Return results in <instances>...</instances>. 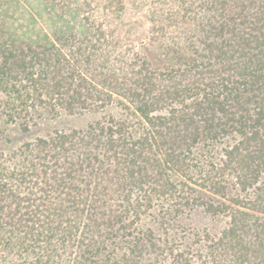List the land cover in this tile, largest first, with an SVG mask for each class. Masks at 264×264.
Returning a JSON list of instances; mask_svg holds the SVG:
<instances>
[{"label":"trees","instance_id":"trees-1","mask_svg":"<svg viewBox=\"0 0 264 264\" xmlns=\"http://www.w3.org/2000/svg\"><path fill=\"white\" fill-rule=\"evenodd\" d=\"M0 264H264V0H0Z\"/></svg>","mask_w":264,"mask_h":264},{"label":"rangeland","instance_id":"rangeland-1","mask_svg":"<svg viewBox=\"0 0 264 264\" xmlns=\"http://www.w3.org/2000/svg\"><path fill=\"white\" fill-rule=\"evenodd\" d=\"M139 53L142 56H146L155 60L158 55L157 46L152 41H144L140 46H138ZM108 111H88L81 114H60L58 116H45L41 119H38L35 126H32L31 129L24 134L23 138L32 139L38 135H47L50 132L55 130H68L70 128H85L88 124L98 120L100 118L106 117ZM194 223L200 227L203 223H206L212 229H217L218 226L213 224V220L206 222L201 216H194ZM194 224V225H195Z\"/></svg>","mask_w":264,"mask_h":264}]
</instances>
